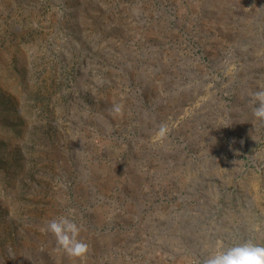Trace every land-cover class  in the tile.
<instances>
[{
  "label": "rangeland",
  "instance_id": "1",
  "mask_svg": "<svg viewBox=\"0 0 264 264\" xmlns=\"http://www.w3.org/2000/svg\"><path fill=\"white\" fill-rule=\"evenodd\" d=\"M261 89L264 0H0V264L264 246Z\"/></svg>",
  "mask_w": 264,
  "mask_h": 264
},
{
  "label": "clouds",
  "instance_id": "2",
  "mask_svg": "<svg viewBox=\"0 0 264 264\" xmlns=\"http://www.w3.org/2000/svg\"><path fill=\"white\" fill-rule=\"evenodd\" d=\"M250 103L254 105L253 115L258 121H264V89L250 94ZM115 111L120 112V107L116 106ZM56 235L61 248L70 256L82 257L88 250L87 244L75 241L69 238L67 233H73L75 236L79 229L75 223L67 218L53 220L47 224L45 229ZM205 264H264V246L246 242L227 249L218 251L209 257Z\"/></svg>",
  "mask_w": 264,
  "mask_h": 264
}]
</instances>
